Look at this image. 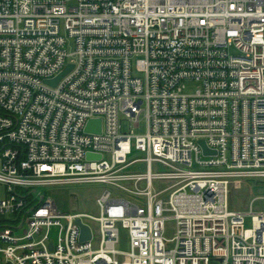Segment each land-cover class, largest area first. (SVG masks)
Returning <instances> with one entry per match:
<instances>
[{"label": "built area", "instance_id": "obj_1", "mask_svg": "<svg viewBox=\"0 0 264 264\" xmlns=\"http://www.w3.org/2000/svg\"><path fill=\"white\" fill-rule=\"evenodd\" d=\"M245 179L264 180V0H0V264H264V209L231 208ZM83 184L98 216L40 190Z\"/></svg>", "mask_w": 264, "mask_h": 264}, {"label": "rangeland", "instance_id": "obj_2", "mask_svg": "<svg viewBox=\"0 0 264 264\" xmlns=\"http://www.w3.org/2000/svg\"><path fill=\"white\" fill-rule=\"evenodd\" d=\"M67 49L70 53L75 51V45L72 40L69 41ZM234 51V50H233ZM75 57V56H72ZM197 84L192 82L190 86L194 88ZM145 121L133 122L131 128L134 134H142L145 132ZM124 128H130L128 122H124ZM144 153L140 151H133L129 156L130 160L143 157ZM155 170L164 171L163 166L155 163L153 164ZM131 169L145 171L146 165L143 162H136ZM168 182H154V187L156 189L166 187ZM161 185V187H159ZM264 186V180L262 179H245L242 186L238 189L233 188L230 194V203L232 209H242V210H254L264 209V198L259 196L262 195V188ZM40 190L46 195L51 196L56 203L60 206L61 210L64 211H81L89 213L94 216L99 215V209L96 204V197L101 192L102 186L99 185H65V186H50L46 188H40ZM258 197V198H257ZM253 201V202H252ZM10 215L0 216V219H8ZM166 232L167 238H172L174 236V222L168 220L166 222ZM93 227L95 225L92 224ZM247 226H250L248 223ZM122 236V248H128V231L127 229L121 228Z\"/></svg>", "mask_w": 264, "mask_h": 264}, {"label": "water", "instance_id": "obj_3", "mask_svg": "<svg viewBox=\"0 0 264 264\" xmlns=\"http://www.w3.org/2000/svg\"><path fill=\"white\" fill-rule=\"evenodd\" d=\"M73 64H70L63 72H61L56 78L51 79V80H47V82L56 85L72 68H73ZM102 129V122L101 119H92L90 120V122L88 123L87 126V131L90 132H96V133H100ZM200 143L203 145L204 150L206 153L210 152V150L207 148L205 142L202 140L200 141ZM89 156L92 157L93 154L89 153ZM98 157H100V155H98ZM24 222V219L22 220L20 226L22 225V223ZM77 222L80 224V220H77ZM82 227V239H89L91 237V231L90 228L86 225H81Z\"/></svg>", "mask_w": 264, "mask_h": 264}]
</instances>
